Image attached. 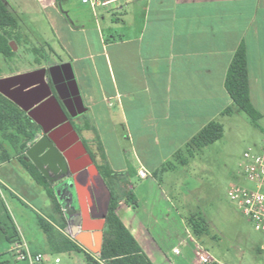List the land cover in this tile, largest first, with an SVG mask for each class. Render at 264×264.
Wrapping results in <instances>:
<instances>
[{"label": "crops", "instance_id": "crops-1", "mask_svg": "<svg viewBox=\"0 0 264 264\" xmlns=\"http://www.w3.org/2000/svg\"><path fill=\"white\" fill-rule=\"evenodd\" d=\"M0 12L17 19L21 35L6 59L32 45L49 65L72 66L87 108L82 115L89 114L82 125L90 119L112 169L122 173L119 181L138 201H121L117 213L152 263L196 264L193 233L163 182L187 165L181 154L193 138L221 122L227 107L235 110L225 80L243 41L251 100L264 117V0H0ZM82 134L93 155L94 131ZM9 164L0 161V169ZM49 200L42 206L57 217ZM101 210L96 203L92 222ZM86 235L98 246L95 231ZM40 243L45 250H32L51 253L46 233Z\"/></svg>", "mask_w": 264, "mask_h": 264}, {"label": "rangeland", "instance_id": "rangeland-1", "mask_svg": "<svg viewBox=\"0 0 264 264\" xmlns=\"http://www.w3.org/2000/svg\"><path fill=\"white\" fill-rule=\"evenodd\" d=\"M32 48V45L19 46L18 53L10 60L0 54V73L9 74L16 69L25 72L50 64L43 51L35 53ZM0 111V115L7 114L2 107ZM88 115L85 113L79 119L84 120ZM13 119L11 117L12 121H6L5 128L0 129V161H10L9 165L0 169V264L6 259L13 264L16 262L11 250L12 243L6 238L15 234V228H20L33 242L34 250H45L40 243L45 239V233L38 224L39 215L54 221L52 246L61 244L63 237L70 236L69 227L52 200L51 206L57 212V217L43 208V201H50L45 189L33 180L20 163V157L27 156L20 145L23 138L13 130ZM221 122L223 137L205 148L191 145L181 154L187 165L172 181L163 182V186L180 208L192 233L190 219L203 218L207 222L208 231L201 236L193 233V237L214 259L213 264H264L263 235L255 230L228 196L231 186L242 178L244 152L260 145L264 139V117L255 124L245 112L235 107L232 114L223 116ZM13 137L18 141L16 146L12 143ZM81 137L86 139L88 136L81 133ZM6 170L12 171L14 177L4 176ZM127 188L128 185L121 181L113 187L119 195L124 194ZM185 195L190 197L182 207L181 200L186 198ZM105 229L106 224L95 230V234H99V244H92L98 262L88 261L84 253L77 251L55 254L62 258L63 264H102L96 254L101 251Z\"/></svg>", "mask_w": 264, "mask_h": 264}, {"label": "trees", "instance_id": "trees-1", "mask_svg": "<svg viewBox=\"0 0 264 264\" xmlns=\"http://www.w3.org/2000/svg\"><path fill=\"white\" fill-rule=\"evenodd\" d=\"M14 40L17 43L21 42L18 21L11 13L0 12V54H3L6 57L13 56L14 51L10 43ZM225 87L233 99L235 106L245 112L255 124H258L259 120L263 118V114L255 107L251 100L248 54L244 41L237 48L228 68ZM0 107L7 111V114L3 115L1 113L0 115V129L5 128L6 121L7 123L10 122L11 117L14 118L12 122V125L14 126L13 130L16 132L17 136H21L23 138L20 145L26 153L28 148L31 146V143L36 140L37 135L40 133V127L32 121L25 111L1 93ZM232 112L233 107H227L223 111V115H230ZM83 130H93L95 133L93 140L96 144V150L93 151V157L96 158V165L112 195L106 217V229L104 231L102 249L98 257L99 260L105 262L106 264H153L137 239L129 231L117 213L119 204L123 200L128 205L137 204L138 201L135 193L129 188H127L125 193L122 195H119L114 191V184L121 180L122 173L112 169L107 159L103 143L96 131V128L92 126L90 119H86L84 125L81 126L80 131ZM223 131V124L219 120H213L193 138L191 145L204 147L209 144H213L223 137ZM5 133L6 132L4 131L3 134ZM12 143L16 146L18 141H15L13 137ZM20 163L30 176L45 189L47 195L54 203L56 210L63 215L64 220L68 225L61 205L56 197L53 184L28 157H20ZM38 220L41 228L48 237V241L51 246V254L63 251H77L84 253L88 261L98 262L94 255L87 251L81 243L71 235L63 237L61 244L52 246L54 241V225L41 215L38 216ZM190 222L192 224L193 233L196 236H201L204 232L208 231L207 222L203 218H192L190 219ZM6 238L8 242L12 244L22 240L17 228H15V234L7 235ZM1 264L13 263L6 259L5 261H2ZM14 264L24 263L16 260Z\"/></svg>", "mask_w": 264, "mask_h": 264}, {"label": "water", "instance_id": "water-1", "mask_svg": "<svg viewBox=\"0 0 264 264\" xmlns=\"http://www.w3.org/2000/svg\"><path fill=\"white\" fill-rule=\"evenodd\" d=\"M10 45L14 50L17 49L15 41H11ZM66 66L71 71L69 79L76 86L73 95L78 106V111L70 113L77 116L86 112L87 108L72 66L69 63L53 65L50 71ZM46 73V68H39L0 77V93L17 104L43 128V135L28 148L26 155L53 184L71 236L77 238L87 250L94 252L90 238L85 235L106 224L111 191L97 165L86 154L85 144L69 121L59 99L53 95ZM54 117L58 119L52 124H44L45 120ZM76 147L86 154L85 157L77 159ZM96 203L104 211L102 220L92 222ZM93 224L97 226L94 227Z\"/></svg>", "mask_w": 264, "mask_h": 264}, {"label": "built area", "instance_id": "built-area-1", "mask_svg": "<svg viewBox=\"0 0 264 264\" xmlns=\"http://www.w3.org/2000/svg\"><path fill=\"white\" fill-rule=\"evenodd\" d=\"M140 173L145 175L144 171ZM241 173L242 178L231 186L228 196L255 230L263 235L264 250V139L260 145L252 146L244 152ZM11 250L16 260L24 264H63L58 254L34 251L23 239L12 244ZM213 263L211 255L197 243L196 264Z\"/></svg>", "mask_w": 264, "mask_h": 264}, {"label": "flooded vegetation", "instance_id": "flooded-vegetation-1", "mask_svg": "<svg viewBox=\"0 0 264 264\" xmlns=\"http://www.w3.org/2000/svg\"><path fill=\"white\" fill-rule=\"evenodd\" d=\"M51 66H53V65H47V66H43V67H40V68H46L47 69L46 80L51 86L53 95L57 96V98L59 99L63 109L65 110V112L68 115L69 121H71L74 129L79 134L80 140L83 141V143L85 144V147L87 149L86 154H88L91 157V159L93 160V162L95 163V159H94V157L92 155L91 150L86 145V143L84 142L83 138L81 137L82 131H80V128L82 126V122H81L82 118L79 119V117H81L82 114H78L77 116H72L71 113H70V111H72V112L78 111V106L76 104V98L73 95V93H74L73 91L75 90L76 86L72 82L73 80L69 79V78H71L70 77L71 76V71H70L68 66L63 67L61 69H54L53 71H50ZM55 119H58V118L54 117V118H52L50 120H45L44 124L46 126H49L50 124H52L55 121ZM32 121L37 124V122H35L33 119H32ZM82 121H83V119H82ZM37 125L40 127V133H41L40 136H42L43 135V128L39 124H37ZM75 152L77 153V155H76L77 159L83 158L86 155L78 147H76ZM101 212H102V210H101ZM102 215H103V212L100 215V217H102Z\"/></svg>", "mask_w": 264, "mask_h": 264}, {"label": "bare ground", "instance_id": "bare-ground-1", "mask_svg": "<svg viewBox=\"0 0 264 264\" xmlns=\"http://www.w3.org/2000/svg\"><path fill=\"white\" fill-rule=\"evenodd\" d=\"M85 236L88 237L87 235ZM95 238H96L97 243L99 244V234H95Z\"/></svg>", "mask_w": 264, "mask_h": 264}]
</instances>
